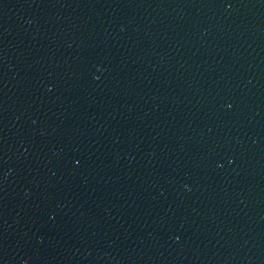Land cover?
I'll return each instance as SVG.
<instances>
[{
  "label": "water",
  "instance_id": "95a60500",
  "mask_svg": "<svg viewBox=\"0 0 264 264\" xmlns=\"http://www.w3.org/2000/svg\"><path fill=\"white\" fill-rule=\"evenodd\" d=\"M0 264H264V0H73Z\"/></svg>",
  "mask_w": 264,
  "mask_h": 264
}]
</instances>
